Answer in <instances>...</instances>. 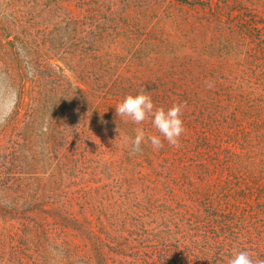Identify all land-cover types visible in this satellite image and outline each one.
<instances>
[{
    "label": "trees",
    "instance_id": "obj_1",
    "mask_svg": "<svg viewBox=\"0 0 264 264\" xmlns=\"http://www.w3.org/2000/svg\"><path fill=\"white\" fill-rule=\"evenodd\" d=\"M0 121V264L264 259V0H0Z\"/></svg>",
    "mask_w": 264,
    "mask_h": 264
},
{
    "label": "clouds",
    "instance_id": "obj_2",
    "mask_svg": "<svg viewBox=\"0 0 264 264\" xmlns=\"http://www.w3.org/2000/svg\"><path fill=\"white\" fill-rule=\"evenodd\" d=\"M185 109L186 104L183 102L173 103L168 108L158 107L144 89H140L136 94H127L115 106L118 118L135 125L150 121L156 130L155 133H146L143 127H136L134 137H125V142H130L132 153L142 151L144 144L150 145L154 151L161 150L165 143L173 148H179L181 137L185 133L183 121ZM4 122L6 121H0ZM227 264H264V259H254L249 251L240 249L230 255Z\"/></svg>",
    "mask_w": 264,
    "mask_h": 264
}]
</instances>
